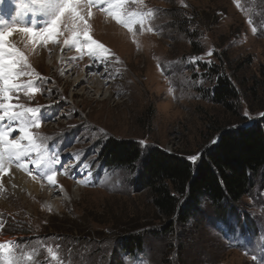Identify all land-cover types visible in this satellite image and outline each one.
Returning <instances> with one entry per match:
<instances>
[{"label":"rangeland","instance_id":"1","mask_svg":"<svg viewBox=\"0 0 264 264\" xmlns=\"http://www.w3.org/2000/svg\"><path fill=\"white\" fill-rule=\"evenodd\" d=\"M143 6L156 11L143 29L136 24L132 32L92 9L90 35L110 50L106 62L64 46L65 37L34 47L23 34L12 37L38 74L31 79L40 89L31 99L18 93L12 103L40 108L41 125L34 131L46 138L48 157L58 156L60 163L51 165L57 170L55 185L46 177L35 179L54 190L49 197L43 191L18 195L0 175V242L38 249L36 264H51L44 245L59 246L62 264H110L114 255L120 264H264L262 177L227 219L202 201L201 216L165 234L147 192L133 185L137 168H107L99 156L102 144L112 139L137 143L143 153L158 148L196 163L220 132L259 121L264 0H143ZM14 9L22 12L21 26L46 19L32 0H5L0 19H16ZM93 65L96 73L89 72ZM220 79L235 95L228 106L211 99ZM29 168L30 178L43 171ZM132 234L140 236L142 249L123 253L119 242Z\"/></svg>","mask_w":264,"mask_h":264},{"label":"snow or ice","instance_id":"2","mask_svg":"<svg viewBox=\"0 0 264 264\" xmlns=\"http://www.w3.org/2000/svg\"><path fill=\"white\" fill-rule=\"evenodd\" d=\"M4 2L5 0H0V4ZM32 3L46 17L39 25L34 23L31 26H21L24 22L19 12L11 22L0 19V174H6L13 165L30 175L32 170L29 164L36 169L44 166L48 168V172H37L32 178L35 180L38 176L46 177L50 185H55L57 170L51 165L59 164L60 159L58 156L48 157L44 145L46 138L34 131L41 125L40 108L12 103L14 98L19 100L17 94L20 92L31 99L34 93L40 91L35 86L36 81L31 79L33 76L39 79L38 74L29 64L25 52L12 42V37L23 34L31 39L33 47L37 44H55L58 37H65L64 46L75 45L78 52L86 51L90 58L106 62L105 54L110 50L90 35L89 18L92 16V9L107 4L101 10L129 32L133 31V25L136 24L143 29L156 10L144 11L143 0H32ZM130 4L137 5L135 10H130ZM148 30L153 31L151 28ZM253 31L255 32V28ZM208 54L211 55V52ZM191 61L195 63L196 58H191ZM25 77L29 79H23ZM17 131L19 135L10 139ZM190 159L195 161L197 157ZM61 171L67 174V169ZM3 227L4 224L0 221V229ZM44 248L51 264H62L58 245L55 248L44 245ZM38 255V249L28 250L26 246L21 249L17 241L0 242V264H36L35 257Z\"/></svg>","mask_w":264,"mask_h":264},{"label":"trees","instance_id":"3","mask_svg":"<svg viewBox=\"0 0 264 264\" xmlns=\"http://www.w3.org/2000/svg\"><path fill=\"white\" fill-rule=\"evenodd\" d=\"M211 99L227 106L235 99L227 80L217 82ZM99 156L107 168H137L133 185L147 192L159 220L164 221L160 232L184 228L201 216L202 201L221 211L216 216L224 220L237 211L254 180L264 179V116L247 127L220 132L196 163L158 148L143 153L137 143L112 139L102 144ZM118 247L131 254L142 249V240L132 234L122 238ZM110 264H120V256L114 255Z\"/></svg>","mask_w":264,"mask_h":264},{"label":"bare ground","instance_id":"4","mask_svg":"<svg viewBox=\"0 0 264 264\" xmlns=\"http://www.w3.org/2000/svg\"><path fill=\"white\" fill-rule=\"evenodd\" d=\"M93 16H95L94 12H92V16L89 18L90 24H93V22H94V20L92 19ZM108 27L111 28L110 23H109ZM20 36L15 34L13 36V40H18ZM97 70H98L97 66L93 65V66H91V71H89V72L93 71V73H96ZM84 75H86V71H84L83 74L80 76L79 79L81 81L86 80L87 76L85 77ZM90 77H91V75H90ZM29 167H30V164H29ZM28 175H29L28 172H25L24 170L19 169L15 165H13L11 168H9L7 173L4 174V177L1 179V183L2 184H5V182L8 183L9 186H11V189L13 190V192L17 193L18 195H21L22 193L37 194V193H39V191H41V192L43 191V195H45L46 197H49L50 195L54 194V190L48 189L43 183H41L42 181L38 183L37 181L32 179V177L30 178L29 177L30 175L29 176ZM47 204L49 207H51L53 209H56L58 206V204L56 202L50 203L49 198L47 200Z\"/></svg>","mask_w":264,"mask_h":264}]
</instances>
